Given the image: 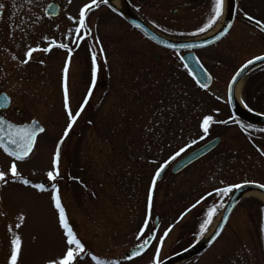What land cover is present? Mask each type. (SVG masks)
<instances>
[{
	"label": "rangeland",
	"instance_id": "374dc122",
	"mask_svg": "<svg viewBox=\"0 0 264 264\" xmlns=\"http://www.w3.org/2000/svg\"><path fill=\"white\" fill-rule=\"evenodd\" d=\"M236 1L240 10L250 13L248 4L252 0ZM50 2L62 7L56 18L44 15ZM130 2L137 8L135 13L155 31L153 24L187 31L197 28L209 16L212 5V0ZM90 3L0 0L4 5L0 8V93L11 99L10 107L0 111V116L15 125L37 121L45 129L29 157L17 162V167L23 178L44 183L48 189L41 192L17 182H0V264H7L13 233L22 240L18 264H48L65 250V238L51 201V183H56L69 224L88 253L78 264H95L92 255L117 264H152L154 257L159 263L201 236L199 225L207 208L224 204L228 197H217L216 188L242 183L264 185V133L243 131L235 122L228 123L232 118L225 95L236 69L264 52V45L252 40L231 47L230 40L243 29L236 23L226 40L197 50L215 87L225 92L214 98L209 91L191 85L178 61L181 54L155 47L105 3L93 5L86 19L89 31L77 34L79 10ZM219 26L221 22L215 31ZM78 35L85 37L78 41L79 47ZM51 40L68 45L71 55L53 46L48 53L35 52L26 64L22 63L29 47H48ZM89 49L97 54L94 86ZM65 86L73 115L84 104L88 89H93L67 137ZM239 100L264 115V70H253L244 77ZM205 115L227 123L211 128L209 138L201 144L186 148L189 139L200 136L199 125ZM169 124H174L172 133L165 129ZM184 130L187 133L180 134ZM191 131L196 134L189 136ZM213 138L221 141L209 154L177 174L170 168L163 174L153 196L150 221L141 236L153 174L181 148H185L184 155ZM58 143L60 175L50 182L46 173L53 170ZM11 162L12 158L0 150V170L6 172ZM209 192L213 195L208 196ZM198 200L201 202L196 204ZM185 210L189 213L180 222ZM156 215L159 225L149 249L137 259L127 260L126 252L152 231ZM217 221L200 238L207 237ZM17 223L21 224L19 229ZM262 225L264 200L248 194L233 209L213 245L181 264H264Z\"/></svg>",
	"mask_w": 264,
	"mask_h": 264
},
{
	"label": "snow or ice",
	"instance_id": "6c2138e0",
	"mask_svg": "<svg viewBox=\"0 0 264 264\" xmlns=\"http://www.w3.org/2000/svg\"><path fill=\"white\" fill-rule=\"evenodd\" d=\"M108 0H91L90 4H85L83 7L80 8L79 14H78V21H77V27L75 28V32L77 34H80L83 32H88V26L86 23V19L88 16V13L92 10L93 5H98V3H107ZM225 0H212V5L210 9V14L206 20V22L203 24L202 27H200L197 32L190 33V35H197L199 33L205 32L207 29L211 28L213 24L217 21V19L221 16L223 9H224ZM4 5L0 4V8H3ZM71 19V17L69 18ZM249 20H252V17H248ZM256 24H260L259 20L255 21ZM262 30H264V25L261 26ZM227 30L221 31L216 39H219L220 36L224 35ZM85 37L83 35L77 36V47H79V40H83ZM45 40L47 38L45 37ZM97 43L99 41L97 40ZM205 43H211V41H206ZM49 46L48 47H29L27 51L25 52L26 59L22 61V63H27L28 59L32 57V54L35 52H42V53H48L53 46L61 49H65L69 52V55H71V49L68 48V45L60 43L57 44L55 40L48 41ZM169 47H173V45H168ZM200 45L197 44H181L178 45V47L183 48H194L199 47ZM91 52V75H92V84L93 86L96 83L97 79V54L92 49H89ZM102 52V49H101ZM255 60H264V56H257L255 57ZM197 65H199V61L196 62ZM254 63V60H249L247 64L243 66V68L236 73V75L233 77V80H236L237 76L241 75V72H243L244 68H247L248 65H251ZM187 66V65H186ZM68 72V63L66 62L64 65V73L65 78L67 76ZM202 75L207 78V73H202ZM199 86L201 88H207V84L198 81ZM231 84L229 85V89L231 90ZM92 87L88 89V95L84 98V104L88 102L89 96L92 94ZM9 98L4 95L0 94V108H6L9 104ZM243 103V101H241ZM84 104H81L80 110H78L75 115H73L70 107H69V98H68V90L65 86L64 88V109L67 113V128L64 131V137H67L69 130L73 127V124L77 120V118L80 116L81 111L84 108ZM213 123H223L226 124L227 121H214L213 117L211 115H205L199 125L200 132L202 133L199 136L200 140H203L206 136L209 134V129L213 125ZM45 129L41 127L37 121H32L31 124H26L23 126H17L13 123L8 122L3 117H0V150H2L8 157L12 158V162L10 163L7 171L0 170V182L3 184H8L9 181L11 182H17L25 186H29L33 189H36L38 191L44 192L48 189L46 188L44 183H33L29 181L28 179H25L21 176V174L18 171L17 162H22L26 158L29 157V154L33 151L34 145L37 140V136L39 133H43ZM63 142V138H61V142ZM192 143H196V141H193ZM60 144H57V150L55 155L52 158V169L46 173L47 179L50 182L56 181L59 178V158H60ZM185 149L181 148L180 151L176 152L173 156L169 158V160H174L176 157L180 156L182 152H184ZM168 163V161L165 162V165ZM165 165H161L157 171L156 174L152 177V187H149L148 190V209L150 210L152 207V192L153 187L156 183L157 177L160 175V172L164 169ZM245 185L242 184H233L228 187H220L215 189V195L217 197H226L230 193L233 192L234 189H240L244 187ZM257 189H264V185H255ZM51 201L52 204L56 210V213L58 214V223L59 227L62 229L63 237L65 238V250L62 252V254L59 256V258H53L48 261V264H78V261L83 258V256L88 255L85 249V245L82 243V241L78 238L77 234L73 230V228L70 226L69 221L66 216V212L64 207L61 204V200L59 198V190L57 188L56 183H51ZM213 193L209 192L208 196H212ZM202 200L205 199V197L201 198ZM201 201L198 200L196 204H199ZM196 204L192 205V208L196 207ZM224 205L221 203L219 205L213 204L207 208V211L204 214L203 220L199 225V232L201 235L207 230L208 226L211 224L213 217L216 215L218 209H223ZM231 209H229L230 211ZM228 219L227 216L223 217V220L226 222ZM19 220L23 221L24 217L20 216ZM145 224H147V220H145ZM223 223L219 224L217 230L214 232V234L211 236V241H215L220 235L221 230L223 228ZM17 229L21 227L20 223H17L15 226ZM11 232L12 230L9 229ZM140 235H145L144 228H140ZM261 231L264 232V225L261 227ZM168 235V231H165L164 236ZM164 236L160 237V240L162 241L164 239ZM151 239V236H149L148 239H144L143 243L136 245V251L133 253V255H140V253L148 246L149 240ZM22 249V240L21 237L18 234L13 233L12 239L10 241V255L7 260V264H18V258L20 256ZM159 247L156 249V255L158 257L159 255ZM131 259V257H128ZM91 260L95 262V264H117L116 261L111 260H102L98 258L95 255L91 256ZM152 264H158V261L156 257L153 258Z\"/></svg>",
	"mask_w": 264,
	"mask_h": 264
},
{
	"label": "water",
	"instance_id": "95a60500",
	"mask_svg": "<svg viewBox=\"0 0 264 264\" xmlns=\"http://www.w3.org/2000/svg\"><path fill=\"white\" fill-rule=\"evenodd\" d=\"M119 1L121 2V8L120 9L114 8L110 4L109 1L106 4L111 6L118 13V15L131 28L136 30L141 36H143L149 42L153 43L154 45H156V46H158L160 48L166 49V50L185 52L182 55V57L180 58V61H181V64L183 65L184 69L186 70V72L189 74L190 78L194 82V84L200 89H207V88L210 87L211 82H212L211 77L205 71V69L202 67L200 62H199V65H197L196 62L198 61V59L194 55L193 52L195 50L204 49V48H207V47L213 45L214 43L219 41L226 34V32L228 31V29L231 26V23H232V20H233V17H234L235 4H236L235 0H225V5L226 6H225L224 19H223L222 25L220 26V28L214 34H212L210 36H204L202 38L194 39V40H174V39L167 38V37L155 32L154 30H152L148 25H146V23H144L136 15V13L131 8L128 0H119ZM59 12H60V6L58 4H56V3H49V4L46 5V7L44 9L45 15L48 16V17H51V18L57 17ZM250 22L254 23L253 21H250ZM225 29L227 30L225 32V34L220 36L219 39H216L217 35L221 31H224ZM206 41H211V43H205ZM188 43L197 44V45H200V46L199 47L190 48V49L189 48L178 47V45L188 44ZM168 45H173V47H169ZM252 60H254V63L251 64V65H248L247 68H244L243 72H241V75L237 76L235 81L233 80V77L236 75L237 72H239L243 68V66L245 64L235 73V75L230 80V82L228 84V87H227V103H228L230 112H231L233 117H235L237 119H240L242 121H245L247 123L253 124V125H258V126L264 127V116L260 115V114L252 113V112L246 110L237 101V99L235 97L236 86L245 77V75L247 73H249L251 70H253V69H255V68L259 67V66L264 65V60H255V58L252 59ZM202 73H207V78H205L202 75ZM198 81H202V82L206 83L208 85L207 88H201L199 86ZM230 84L232 86L231 90L229 89V85ZM1 94L6 95L5 93H1ZM9 101H10V98H9ZM9 106H10V102H9V104H8V106L6 108H0V111H4V110L8 109ZM31 123L32 122H30L29 124H31ZM24 125H26V124H24ZM17 126H23V125H17ZM41 134L42 133H39L38 136L41 135ZM219 142H220L219 138L212 139V140L208 141L207 143L203 144L202 146L198 147L197 149L191 151L187 155H185L182 159H180L172 167V169H171L172 174H177L178 172L182 171L188 165L192 164L193 162L197 161L201 157H203V156L207 155L208 153H210L219 144ZM174 160H168V163L166 165H165V163L163 164V165H165V167L160 172V175L157 177V180H156V183H155L154 187L161 180V178L163 177L164 172L166 171V169L170 166V164ZM242 185H245V186L240 188V189H234L233 192L230 193V195L228 196V198H227V200H226V202L224 204V208L221 211V214L219 216V219H218V222H217L215 228L213 229V231L207 237L200 239L194 245L190 246L189 248L185 249L184 251H182V252H180V253H178L176 255H173V256L165 259L164 261L160 262L159 264H181L183 262H187L190 259H192V258L204 253L215 242V241H211L210 242V240H211V236L217 230L219 224L223 223V225L225 226L227 221L225 222L223 220V217L227 216L229 218L231 212L237 206V204L241 201L242 198H244L248 194L253 193V194L259 195L264 200V189H257L255 187V185H257V184L244 183ZM154 187H153V191H154ZM152 195H153V192H152ZM229 209H231V210L229 211ZM157 225H158V218L156 217L155 220H154L153 231L149 234V236H151V239L149 240V244L140 253V255H142L147 250V248L149 247V245L153 241L155 233H156ZM224 226H223V228H224ZM223 228H222V230H223ZM222 230H221V232H222ZM149 236L147 237V239L149 238ZM136 250H137L136 247L129 249L127 251V253L125 254V257L127 259H129L128 257H131V259H133L135 257L140 256V255H133V253Z\"/></svg>",
	"mask_w": 264,
	"mask_h": 264
},
{
	"label": "flooded vegetation",
	"instance_id": "af4514ba",
	"mask_svg": "<svg viewBox=\"0 0 264 264\" xmlns=\"http://www.w3.org/2000/svg\"><path fill=\"white\" fill-rule=\"evenodd\" d=\"M57 3V2H56ZM61 6V5H60ZM238 6H239V2H237L236 1V4H235V12H234V17H233V20H232V23H231V26H230V28L228 29V31L226 32V34L219 40V41H217L216 43H214L213 45H211V46H209V47H207V48H210V47H213V46H215V45H217L218 43H220V42H222L223 40H226L228 37H229V35H230V33L232 32V30H233V28H234V25L236 24V23H241V25H242V27H243V29H241L240 30V33L239 32H237L235 35V37H233L232 38V40H230V45H231V47H238V46H241V45H243L244 43H247V41L248 42H252V40H253V43L254 42H257L258 44H262V45H264V30H262V25H264V0H252V2L251 3H249L248 4V10H250V13L247 11V10H245V9H243V10H240L239 8H238ZM62 9V8H61ZM176 10H175V12H174V15L176 14ZM222 15H223V19H224V12H222V14H221V16L217 19V21L213 24V26L211 27V28H209V29H207L205 32H203V33H201V34H199V35H190V36H188V37H198V36H202V35H204V34H207V33H210V32H212L214 29H216V27H218L217 25H218V23H219V21H220V18L222 17ZM248 17H252V20H250V21H253L254 23H251L250 21H249V19H248ZM207 18H208V16H206V17H204V19H203V21L200 23V26H198L197 28L195 27L194 29H190V30H188L189 31V34H190V31H197L200 27H202L203 26V24L206 22V20H207ZM256 20H259L260 21V24L258 25V24H256L255 23V21ZM222 22H223V20L221 21V25H222ZM220 27V26H219ZM196 29V30H195ZM178 30V29H177ZM242 31H245V36H242L244 33L242 32ZM182 36V35H181ZM182 37H187V36H182ZM245 37V38H244ZM247 37H251V38H253V39H251L250 41L248 40V38ZM207 48H205V49H207ZM235 49V48H234ZM195 54H196V52H195ZM197 55V54H196ZM264 55V52H262V53H260V54H258V55H256L255 57H257V56H263ZM254 57V58H255ZM251 59H253V58H251ZM251 59H249V60H251ZM248 60V61H249ZM244 64V63H243ZM242 64V65H243ZM241 65V66H242ZM240 66V67H241ZM205 67V66H204ZM239 67V68H240ZM238 68V69H239ZM207 69V68H206ZM238 69H236V71L238 70ZM208 70V69H207ZM236 71L234 72V74L236 73ZM233 74V75H234ZM233 77V76H232ZM231 77V78H232ZM214 88H215V90H214ZM211 90V94H212V96H214L215 98H220L221 96H223L224 95V93H223V90H219L217 87H215V86H213V88H211L210 89ZM219 91V92H218ZM223 93V94H222ZM220 96V97H219ZM243 105V104H242ZM244 107H246V105H243ZM246 109L247 110H249V111H252V112H255V113H258L257 111H253V110H251L250 108H248V107H246ZM263 115V114H262ZM232 123L233 124V122H235L236 123V126H240V128L242 129V128H246L247 126H245V125H243V123H242V121H239V120H236V121H229L228 123ZM223 124V123H222ZM243 130V129H242ZM259 132H263L264 133V131H262V130H259ZM171 157V156H170ZM180 157L181 156H179L177 159H176V161L177 160H179L180 159ZM189 167V166H188ZM187 168V167H186ZM185 168V169H186ZM160 183V182H159ZM158 183V184H159ZM157 184V185H158ZM157 185H156V187H157ZM156 187H155V189H156ZM155 189H154V194H155ZM154 198V197H153ZM153 198H152V200H153ZM147 205V204H146ZM146 213H147V206H146ZM188 211L187 210H185V212H184V214H183V217L181 218V220H180V222L188 215ZM146 218H147V214H146ZM146 228V226L144 227V229Z\"/></svg>",
	"mask_w": 264,
	"mask_h": 264
},
{
	"label": "trees",
	"instance_id": "16d2710c",
	"mask_svg": "<svg viewBox=\"0 0 264 264\" xmlns=\"http://www.w3.org/2000/svg\"><path fill=\"white\" fill-rule=\"evenodd\" d=\"M132 7L134 8V10H136L137 11V8L134 6V5H132ZM153 26L154 27H156L159 31H161L162 33H165V34H167V35H172V36H176V35H178V36H190V34H189V31H187V30H183V29H170L169 27H162V26H159V25H155V24H153ZM196 30V29H195ZM194 32H197V31H190V33H194ZM199 34H201V33H199ZM199 34H197V35H199ZM264 68H260L259 69V71H261V70H263ZM184 71V70H183ZM185 72V71H184ZM103 73H104V71H103ZM186 73V72H185ZM187 75V74H186ZM104 77V76H103ZM187 77H188V75H187ZM188 79L190 80V78L188 77ZM190 82L192 83V81L190 80ZM191 85H193L196 89H198L193 83L191 84ZM199 90V89H198ZM200 91H202V90H200ZM203 92H205V91H203ZM214 119V121H219L218 119H215V118H213ZM171 124V123H170ZM167 125L166 127H165V129L169 132V133H172L171 131H174V129H175V127L174 126H172V125H174V124H172V125ZM219 123H213V125L210 127V129L211 128H213V127H216L217 125H218ZM210 129H209V134H210ZM200 130V129H199ZM247 131H255L256 129H254V128H249V126L247 127V129H246ZM183 131V130H182ZM180 132V134H183V133H187V131L186 130H184V132ZM257 131V130H256ZM255 131V132H256ZM258 133H260V132H258ZM188 134H189V136H194L196 133H194V132H188ZM202 133L200 132V135H201ZM208 134V136H206L203 140H200L199 139V137L197 138V139H194V140H190L189 139V141H187V147L186 148H193V147H195V146H197V145H199V144H201L202 142H204L205 140H207V138H209V135ZM187 137H188V135H187ZM193 141H196V143H192ZM185 149V148H184Z\"/></svg>",
	"mask_w": 264,
	"mask_h": 264
},
{
	"label": "bare ground",
	"instance_id": "6f19581e",
	"mask_svg": "<svg viewBox=\"0 0 264 264\" xmlns=\"http://www.w3.org/2000/svg\"><path fill=\"white\" fill-rule=\"evenodd\" d=\"M109 2H110V4L114 7V8H116V9H120L121 8V2L119 1V0H108ZM223 11H224V9H223ZM223 20V15H222V17L220 18V21H219V23H218V25H220V22ZM217 25V26H218ZM217 28V27H216ZM241 83H242V80L237 84V86H236V89H235V97H236V99H237V101L238 102H240V100H239V94H240V87H241ZM38 138V137H37ZM257 196H259V195H257ZM261 198V197H260Z\"/></svg>",
	"mask_w": 264,
	"mask_h": 264
}]
</instances>
